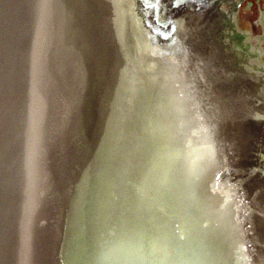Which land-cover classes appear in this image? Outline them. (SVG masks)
I'll return each mask as SVG.
<instances>
[{
    "label": "bare ground",
    "instance_id": "6f19581e",
    "mask_svg": "<svg viewBox=\"0 0 264 264\" xmlns=\"http://www.w3.org/2000/svg\"><path fill=\"white\" fill-rule=\"evenodd\" d=\"M139 1L0 0V264L264 261L262 133L245 136L264 115L238 87L258 52L238 0ZM164 60L177 80L156 87Z\"/></svg>",
    "mask_w": 264,
    "mask_h": 264
},
{
    "label": "rangeland",
    "instance_id": "374dc122",
    "mask_svg": "<svg viewBox=\"0 0 264 264\" xmlns=\"http://www.w3.org/2000/svg\"><path fill=\"white\" fill-rule=\"evenodd\" d=\"M141 3H142V0L139 1V4H141ZM238 3H239V10H238V14H237V17H238L237 20H238V24H239L238 26L241 27V29L243 30V32L247 36V38L249 40L251 39L250 41L247 40V41H249V45L251 46V48L254 47L255 50L258 52L256 58H253L252 61H250L251 62V66L249 64H246L247 70H249V74H247V76L246 75H242V73L244 71L242 72V70H240L241 71L240 72L241 73V75H240V79L241 80L238 83V87H240V91L241 92L244 91L243 93H246L250 97V99H253L252 101H254V103H256V105H257L256 111L257 110L258 111H261L263 113V115H264V95H263L264 94L263 93V90L264 89H262V88H264V86H263L264 85V81L263 82L262 81H259V78H256L254 76L256 74V72H258L261 75H264V72H263L264 70L262 71L263 68L262 69H260V68L258 69V68L253 67L254 64L264 66V37H263L264 36V0H238ZM129 4H130V2H128L127 8L130 9V5ZM125 19H126V16H125ZM126 21H127V26H126V23H125L124 28H125V35L128 36L130 34V32H131L129 30L132 28V23L131 22H133V19H132V17H127V20ZM250 33L252 34L251 38H250ZM127 40H128L127 38L123 39V41H125V43L128 42ZM119 41H120V38H119ZM252 45H253V47H252ZM128 48H130V46H128ZM253 50H252V52H253ZM126 51H128L129 53H131V51L128 50V49H126ZM162 54H163V52H162ZM254 60H256V61H254ZM120 61H122L123 65H124V68H122V70H121L122 72H120V71L115 72V77L120 73L119 74V78L118 79L116 78L117 81L115 82V89H127L128 90L129 89V87H128L129 85L128 84L130 83V78L129 77L131 76V65L129 64L130 61H129V58H126L125 61H123V60H120ZM167 61L168 60H164L162 62V69H161L160 75L158 76V79H157V82H156V87H157L158 84H159L158 86H160V84H163V83L164 84H169V83L171 84L172 81H176L177 80V75L178 74H176L175 67L170 66ZM127 66H129V68ZM112 69H114V68H112ZM112 69H110V70H112ZM254 70H256V72ZM183 77L184 76H182V77L179 76L178 79L180 81H183L184 80L183 82L184 83H187V82H185L186 81V78L184 79ZM254 79H255V82L253 81ZM161 80H163V81H161ZM148 82H149V76L148 77H145L143 79L142 89H136L135 90V92L138 91L137 92V95L135 96L136 98L140 96L139 91L140 92H143V88L146 89V87H148V84H147ZM167 82H169V83H167ZM239 84H240V86H239ZM257 84H259V85H257ZM152 90L154 91V89H150L149 91H152ZM233 90L235 91V93L237 91H239V89H237V90L236 89H233ZM153 91H152V93H153ZM185 92L187 93V96H189V97L193 98L194 100H196L197 101V104H198L199 98L197 100V97H198V94H199V89H196V83H191L190 86H189V89H185ZM229 93H230V91L228 92V94ZM237 93H239V92H237ZM116 94L117 93H115V97L117 99H119V94H117V96H116ZM157 96H158V94H157ZM157 96L156 95H153V94H151V95L149 94L148 100L147 99L146 100L149 103V102H151L154 99V97L157 98ZM116 98H115V100H117ZM156 98H155V100H153V102L156 103V106H159L160 107V105H161V103L159 101L160 99L158 97L157 98V102H156ZM150 99H151V101H150ZM237 99H238V97H237ZM129 100H130V98H129ZM138 101H139V99H138ZM237 102H238V100H237ZM254 103H253V107H254ZM238 104H240V102H238ZM231 107L232 108H235L234 106H231ZM124 111H125V108H124ZM150 113H151V111H150ZM115 115H116V113H114V116ZM137 115H140V113H138ZM124 116H125V114H124ZM118 118H120L119 120H123V121H124V119L126 120V118L123 117L122 115H120V116L118 115ZM262 123L264 124V118H263ZM131 129H132V126L129 125V131H128V134L126 136L129 135V138H130L131 143L132 144H136L137 139L139 140V137L141 138L142 135L140 136L141 133H139V135L137 136L136 127L134 128L135 130L132 129L133 132H131ZM251 131L252 130L246 131L245 132L246 133L245 136H248L249 140L251 139V143L254 145V144H256V140L254 138H258V135L262 133L261 136L259 135L260 138H258V141H261V147H264V125H263V129L257 128V131H256L257 132V135L254 134L252 137L249 136L250 134L252 135ZM259 131H260V133H259ZM248 133H250V134H248ZM131 137H134V138H131ZM246 147L248 149V144H246ZM253 149H255V147ZM261 149H262V153L264 155V149L263 148H261ZM261 159H262V164H261L262 166H260V161L257 164V166H259L261 168L258 169L257 166H255L256 164H252V163H251V166L253 168V171L257 170L259 173H263V175H264V172H262V171H264V156H261ZM96 167H97V164H96ZM239 176H242L243 177V180H245L244 179V175H237V177H239ZM254 200H255V203H257V207L259 206L261 208L262 207V204L260 203L259 199L256 198ZM262 210H264V209H262ZM96 217L98 219L100 218L101 221H102V217L103 216H100L97 213ZM253 251L254 250H251L250 251V254H249L250 257H252ZM108 254L111 257L113 256V254H111V253H108ZM254 254H255V251H254ZM257 254H259V253H257ZM261 254H263V253L261 252ZM114 256H115V252H114ZM235 256L237 257L239 255H235ZM240 256H241V254H240ZM240 256L238 258H240ZM255 256H256V254H255ZM256 258H257V256H256ZM112 261L113 262L115 261V257H114V260L112 259ZM112 261L110 263H113ZM258 262H259V264H264V261H262V260L261 261H258Z\"/></svg>",
    "mask_w": 264,
    "mask_h": 264
},
{
    "label": "water",
    "instance_id": "95a60500",
    "mask_svg": "<svg viewBox=\"0 0 264 264\" xmlns=\"http://www.w3.org/2000/svg\"><path fill=\"white\" fill-rule=\"evenodd\" d=\"M193 1V0H192ZM182 2H183V0H182ZM165 15H167V17H168V19H170L171 17H170V15H171V10H166L165 11ZM152 21H155V19H153Z\"/></svg>",
    "mask_w": 264,
    "mask_h": 264
},
{
    "label": "snow or ice",
    "instance_id": "6c2138e0",
    "mask_svg": "<svg viewBox=\"0 0 264 264\" xmlns=\"http://www.w3.org/2000/svg\"><path fill=\"white\" fill-rule=\"evenodd\" d=\"M149 6H152V4H151V0H149Z\"/></svg>",
    "mask_w": 264,
    "mask_h": 264
}]
</instances>
